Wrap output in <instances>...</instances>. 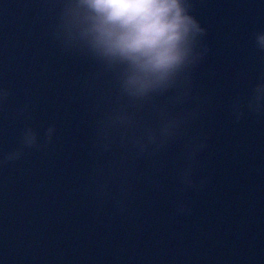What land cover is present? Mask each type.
I'll return each instance as SVG.
<instances>
[{
	"label": "water",
	"instance_id": "water-1",
	"mask_svg": "<svg viewBox=\"0 0 264 264\" xmlns=\"http://www.w3.org/2000/svg\"><path fill=\"white\" fill-rule=\"evenodd\" d=\"M207 28L194 73L195 187L181 145L121 160L95 147L103 67L67 38L63 0H0V158L26 127L44 143L0 163V264H264V113L232 103L264 77V0H190ZM181 204L187 211L180 212Z\"/></svg>",
	"mask_w": 264,
	"mask_h": 264
},
{
	"label": "clouds",
	"instance_id": "clouds-1",
	"mask_svg": "<svg viewBox=\"0 0 264 264\" xmlns=\"http://www.w3.org/2000/svg\"><path fill=\"white\" fill-rule=\"evenodd\" d=\"M190 0H63L61 20L67 38L83 47L107 74L110 87L97 103L95 147L121 160L144 159L180 144L184 166L181 183L195 187L199 153L206 147L191 135L201 116L194 73L208 55L207 28L191 12ZM264 52V29L254 33ZM10 95L0 88V103ZM246 113H264V77L246 97L232 103L236 121ZM54 124L44 134L51 143ZM39 133L26 127L20 145L0 163L20 159L44 146ZM181 204L180 212L187 211Z\"/></svg>",
	"mask_w": 264,
	"mask_h": 264
}]
</instances>
